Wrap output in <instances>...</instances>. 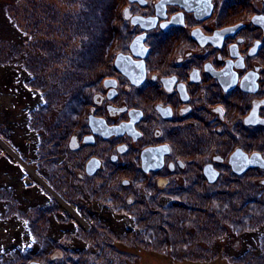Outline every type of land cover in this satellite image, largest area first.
<instances>
[{"label": "flooded vegetation", "instance_id": "1", "mask_svg": "<svg viewBox=\"0 0 264 264\" xmlns=\"http://www.w3.org/2000/svg\"><path fill=\"white\" fill-rule=\"evenodd\" d=\"M119 1L128 35L86 64L66 170L150 209L229 201L250 180L264 196V0Z\"/></svg>", "mask_w": 264, "mask_h": 264}, {"label": "rangeland", "instance_id": "2", "mask_svg": "<svg viewBox=\"0 0 264 264\" xmlns=\"http://www.w3.org/2000/svg\"><path fill=\"white\" fill-rule=\"evenodd\" d=\"M120 8L119 0H0V187L10 184L16 192L11 188L9 193H15L26 210L28 202H33L30 212L35 217L30 231L25 225L17 227L12 212L0 208V264H23L9 262L18 258L13 241L40 240L49 230L70 244L72 229L84 240L66 251L67 258L74 259L69 264H264V201L236 202L235 196L239 193L242 199L247 185L253 190L251 180L240 183L246 186H233L229 201L150 209L151 201L142 202V198L125 207L114 198L116 180L109 176L98 174L87 184L76 177L77 169L66 170L73 154L65 147L70 126L64 125L66 115L61 114L79 108L86 98L87 92L81 90L89 82L86 64L107 38L112 46L111 38L128 35L119 24ZM33 42L41 60L31 50ZM24 57L42 67L38 77L43 83L38 81L37 86L45 101L39 107L29 104L39 94H24ZM65 75L67 81L62 83ZM56 167L59 170L52 171ZM43 198H49L52 206L42 207L40 202L35 208ZM3 200L0 197L1 204ZM105 200L114 202L111 212L100 211ZM119 205L125 210L122 216L117 215ZM54 214L64 217L57 220ZM256 231H262L261 235ZM122 234L124 239L114 248L113 242ZM169 241L165 250L162 243ZM93 248L103 251L89 255ZM44 250L45 254L32 257L34 262L47 264L43 256L51 252Z\"/></svg>", "mask_w": 264, "mask_h": 264}, {"label": "trees", "instance_id": "3", "mask_svg": "<svg viewBox=\"0 0 264 264\" xmlns=\"http://www.w3.org/2000/svg\"><path fill=\"white\" fill-rule=\"evenodd\" d=\"M0 41H2V40H0ZM30 42H31V40H30ZM37 46L33 42V45L31 47V50H32L33 53H37L38 54L37 55L38 57L36 59L41 60L40 49ZM26 48H29V46H27ZM26 53H27V51H26ZM26 53H25V55H26ZM95 56L96 55H93V57L90 60H93V58ZM33 57H36V55H33ZM24 60H25V62H24V70H23L24 71V81H23V83H24L23 84L24 94L25 93H27L28 95H31L33 93L35 95L39 94V96H37V98L34 99V102L29 103V104H32V106H33V104H37L36 106L39 107L42 104H44L43 102L45 101V98L43 96V93L41 92V90H38L41 87H38L37 86L38 81L41 82V85L43 83L42 77H40V79L38 77V76H40L38 71L41 70L42 67L39 66V63L38 62H36V63H34V62L30 63L29 62L30 60L28 61L25 57H24ZM91 65L92 64H89V66H91ZM45 73H47V72H45ZM47 74H49V75L52 76V74H50L49 71H48ZM51 76H49V78H51V80L53 81V79H52ZM66 78L67 77L65 75V77L63 78L62 83H64V82L67 81ZM28 83H31V85L29 86ZM44 90L47 91L46 88H44ZM64 101L65 100L62 101V104H61L62 107L65 106L64 105L65 104ZM69 111H70L69 114H65L64 112L61 114V115H66L65 121L68 124L64 122V125H69L71 123L72 119H73V114H74L75 109L72 108V110L69 109ZM55 163L56 162H53V164H55ZM58 168L59 167H56V170L52 169V171H57ZM61 177H62V175H61ZM11 188H13V187H11L10 184H8V185H2V187H0V191H2V192H0V195H1L0 197L2 199H4L3 200V203L2 204L0 203V208L3 209V211H11L12 212L11 213V217L13 216V218H15L14 221H15V223H16L15 225L17 227H20V226L23 227V225H25L26 228L29 230L30 225H33L34 222H35V220H34L35 217H33L34 214H32L30 212L31 207L33 205V202H28V210H26V207L24 205L25 203H23L20 200H18L17 199V196H15V193H14V195H12L11 193H9V191H10ZM249 188H251V187H248V188L245 189L246 191H245L244 195L242 196V199L241 200H236V202H243V203H247V202H249V203L258 202V203H260V202H263L264 201V196H262V197H256V196L252 195V192L254 191V189L252 190V188H251L252 191L250 192L249 191ZM14 191L16 192L15 189H14ZM94 191L96 192V190H94ZM94 191H92V192H94ZM238 192H234V194H237ZM96 193H95V195H96ZM110 193H112V192H110ZM238 194L235 195L236 198H238ZM114 198H118L119 199V202L122 201V204L125 205V207H127V206L128 207H131V205H129L128 203H126L124 199H120L119 196H116L115 195ZM48 199L49 198H47V199L46 198H43L42 200H39L36 204H34V205L37 206L35 208L38 209L40 207V204L41 203H42L41 204L42 207H51L52 205H50L51 203H50V201ZM185 202H187V201L177 202V201H173V200H168V202L164 203V206L170 207V206H172L171 204H174V203H182V204H184ZM38 203H40V204H38ZM113 203L114 202H110V201H106L105 200L104 201V204L101 205L100 211H104L106 213V210H108L109 212H111L112 211ZM87 209H89V208L87 207ZM102 209H104V210H102ZM122 210L123 209L119 205L116 208V211L118 213L117 215L123 214L122 213ZM262 211L264 212V210H262ZM123 212L125 213V210H123ZM146 212H147V210H146ZM126 213H131V212L129 210V212H126ZM54 215L55 216H53V217L55 219H57V220L59 218H63L64 217V215H62V216H60L59 214L58 215L57 214H54ZM25 216H27V217H25ZM49 218H50L49 216H47V218H46L47 221H48L47 222L48 223V226L51 225V221L49 220ZM5 219H7V218H5ZM46 219L44 221H46ZM262 219H264V218H262ZM32 221H33V223H32ZM101 223L105 227V222H101ZM261 224H263V222ZM111 229H112V227L109 228V231ZM30 231H32L31 228H30ZM263 231H264V228H263ZM261 232L262 231L257 232L256 234L257 235H261ZM54 233L51 235L50 231L49 230H46L45 235L43 236V238H40V240H39V238L35 237V239H33V238H26L23 243L21 241H20V243H18L16 241H13L12 244L15 245V247H17V250L15 251L14 254H17V257L18 258L16 260H14V259L13 260H10L9 262H11V263H18V261H21V262H23V264H29L31 261H34V258L32 259V257H35V255H38V254H45L44 253V251H45L44 249L47 250L49 248L51 253L50 254L47 253L46 255L43 256V258H46L47 264H69L72 261L71 259H73V258H71V259L70 258H67L68 255H67L66 251L69 252V250H73L74 249L73 246H75L76 243L78 244V243L82 242L84 239L81 237V235L78 232H75V230L72 229V234H71L72 238L70 239V241H72V243L67 244V243H64V242L59 241L58 240V236L59 235L55 236ZM56 233L58 234L57 231H56ZM125 234H127V233H125ZM129 234H132V232L129 233ZM14 237H15V235H14ZM17 237H16V239H17ZM76 237H78V238H76ZM124 237H125V235L123 236V234H122V236L118 239L117 242L114 241L113 242V247L114 248H118L117 243L120 242V241H122L124 239ZM262 237H263V235H262ZM38 241L42 243L40 246L37 245V244H40ZM126 244H128V243H126ZM162 244L166 246L165 250H169V245H171L170 241H169V244H167V243H162ZM33 246L34 247H37V249L39 248L38 251H35L34 252L33 251L34 250L33 249ZM101 251H103L101 248H95V249L93 248V249H89L88 253H89V255H91V252H94L95 253L94 255H96V254H98V252L101 253ZM1 253H0V258H1ZM113 253H115V252H113ZM37 262H39L40 264H44V263H42L43 261L42 262L41 261H37ZM75 264H80V263L77 262Z\"/></svg>", "mask_w": 264, "mask_h": 264}, {"label": "water", "instance_id": "4", "mask_svg": "<svg viewBox=\"0 0 264 264\" xmlns=\"http://www.w3.org/2000/svg\"><path fill=\"white\" fill-rule=\"evenodd\" d=\"M260 161H257L254 156L250 159V162H249V165H253V166H256V165H260ZM238 173L241 172V170H236ZM29 264H40L39 262H30Z\"/></svg>", "mask_w": 264, "mask_h": 264}]
</instances>
